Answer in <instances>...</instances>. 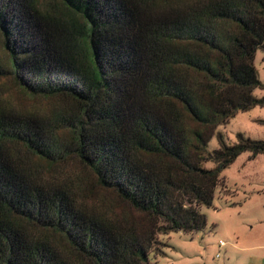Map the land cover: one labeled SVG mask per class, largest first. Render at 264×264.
<instances>
[{
    "label": "trees",
    "instance_id": "trees-1",
    "mask_svg": "<svg viewBox=\"0 0 264 264\" xmlns=\"http://www.w3.org/2000/svg\"><path fill=\"white\" fill-rule=\"evenodd\" d=\"M260 50L264 0H0V264H151L206 229L264 156L220 131L264 108Z\"/></svg>",
    "mask_w": 264,
    "mask_h": 264
},
{
    "label": "rangeland",
    "instance_id": "rangeland-1",
    "mask_svg": "<svg viewBox=\"0 0 264 264\" xmlns=\"http://www.w3.org/2000/svg\"><path fill=\"white\" fill-rule=\"evenodd\" d=\"M255 66L264 83V52L261 50L256 54ZM54 78L67 82L74 79L66 72H56ZM254 94L264 98V91L260 89ZM258 120L264 121V108L240 113L220 131L229 144L237 142L239 133L264 141V126ZM218 148L219 143L214 138L210 150ZM249 157V153L241 155L222 173L223 182L213 207L203 208L207 228L195 234L160 236L151 264H264V156L253 161ZM222 241L225 247H221Z\"/></svg>",
    "mask_w": 264,
    "mask_h": 264
},
{
    "label": "built area",
    "instance_id": "built-area-1",
    "mask_svg": "<svg viewBox=\"0 0 264 264\" xmlns=\"http://www.w3.org/2000/svg\"><path fill=\"white\" fill-rule=\"evenodd\" d=\"M221 247H225L226 246V243H224L223 241L220 243Z\"/></svg>",
    "mask_w": 264,
    "mask_h": 264
}]
</instances>
